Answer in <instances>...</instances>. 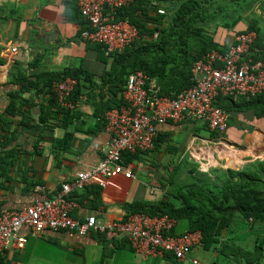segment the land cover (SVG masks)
Masks as SVG:
<instances>
[{"label":"crops","instance_id":"crops-1","mask_svg":"<svg viewBox=\"0 0 264 264\" xmlns=\"http://www.w3.org/2000/svg\"><path fill=\"white\" fill-rule=\"evenodd\" d=\"M66 1L0 0V207L3 208L19 209L36 198H51L62 183L71 180L77 172L97 166L108 148L105 113L99 114L97 103L102 104L109 97L111 82L106 73L110 71L111 60L105 61L99 55L98 43L81 38V22L67 17ZM70 1L78 8L76 0ZM33 39L36 41L32 42ZM215 39L220 41L217 36ZM65 67H84L94 74L88 80H80L71 116L48 110L50 118L42 121V107L52 106L48 101L50 95L37 93L34 88L22 91V98H16L14 114L9 111L10 94L22 86L14 80L13 73L22 70L34 78L39 70L55 71ZM255 119L257 123L248 132L238 134L231 129L229 135L222 133L219 139L223 145L216 152L213 148L203 151L205 147L195 144L194 137L189 157H196L198 161L217 158L214 164L236 169L257 159L264 160V117ZM181 126L164 124L159 129L170 133L172 139L173 130ZM229 128L230 125L227 130ZM68 132L71 137L65 141ZM221 158L226 159L224 164ZM91 186L103 187L101 198H95L87 187L73 192L72 196L79 203L72 212L74 216L85 218L95 214L100 220L112 222L124 218L126 212L122 205L125 202L162 196L159 187L150 185L148 179L140 181L137 173L132 177L125 172L108 178L97 176L88 187ZM177 225L178 231L186 230L184 222ZM23 233L28 237L27 244L23 249L5 253L9 264H23L19 253L27 250L34 237L41 238V247L48 249L42 257L53 264H86V257L98 256L99 250L100 262L119 250L136 252L130 245L122 246V239L127 242V237L122 235L110 238H115L113 241L120 246L109 241L108 256H103V241L98 232L80 235L70 230L46 229L41 235H33L28 230ZM62 246L65 254L59 251ZM160 258L165 259H155ZM167 262L164 264H173Z\"/></svg>","mask_w":264,"mask_h":264},{"label":"trees","instance_id":"trees-1","mask_svg":"<svg viewBox=\"0 0 264 264\" xmlns=\"http://www.w3.org/2000/svg\"><path fill=\"white\" fill-rule=\"evenodd\" d=\"M257 1L259 0H253L248 6H243L241 0H133L122 8L120 14L138 26L139 38L123 51L111 56H107L103 46L97 44L99 55L105 61L111 60L110 71L106 73L111 82L109 97L102 104L97 103L99 114L103 116L102 111L106 114L107 110L119 107L125 102L123 91L129 74L135 70H142L155 78L163 95L175 97L192 85L191 68L194 61L212 49L228 47L224 45L223 40H216L211 32H215L219 23L225 29L232 30L245 16L248 20L246 28L235 31L234 35L241 31L255 30L257 39L250 54L255 59L264 60V24L261 23L264 17V0L261 1L262 8L260 7L262 13H248ZM66 6L67 17L80 21L83 30L87 29L88 22L81 12L77 11L79 7L70 0L66 1ZM160 8L165 10L164 13L158 11ZM258 15L261 19L256 18ZM81 38L83 39L82 32ZM12 75L22 86L20 90L10 94L9 111L14 114L13 107H17V99L22 98V91L34 88L37 93L50 95L48 101L52 106L42 107V121L50 118L48 110L65 112L71 116V108L62 105L54 91L56 82L69 76L78 80L77 86L69 96V100L75 102L76 88L80 80H88L94 76L84 67L39 70L34 74V78L27 76L22 70ZM216 104L229 112L228 126L232 118L231 112L234 110L252 111L256 118L264 117V91L255 95L219 97ZM200 130L207 131L210 139H217L222 135L219 131H211L207 124L194 126L192 129L194 132ZM66 135L64 140L68 141L71 133ZM170 138V133L159 131L154 140V148L134 153L124 152L125 164L134 163L141 160L143 154L159 150L161 143ZM173 148L174 151L177 150V147L172 146L171 149ZM183 153L184 158L174 165L169 179L160 181L162 196L154 200L135 199L125 202L122 205L126 212L124 218L138 212L152 216L169 214L176 218L178 223H185V231L200 230L204 249H215L232 264H262L264 240L257 239L252 247H246L233 237L231 227L237 216L252 227L258 223L264 226V160L248 162L239 169L216 166L209 171H202L200 164L191 159L185 149ZM86 189L95 198H101L102 186ZM185 231H178L177 225L171 233ZM99 234L103 241V256H108L107 243L115 238L111 240L106 234ZM126 239L127 242L125 239L121 240L122 246H132L128 238ZM113 243L119 245L115 241ZM164 258L173 264H182L173 255L166 254ZM0 264H9L3 252H0Z\"/></svg>","mask_w":264,"mask_h":264},{"label":"built area","instance_id":"built-area-1","mask_svg":"<svg viewBox=\"0 0 264 264\" xmlns=\"http://www.w3.org/2000/svg\"><path fill=\"white\" fill-rule=\"evenodd\" d=\"M76 1L88 22L83 39L101 44L107 56L123 51L139 38L138 26L120 14L133 0ZM256 39L255 30L241 31L227 48L206 52L192 65V85L175 97L161 94L157 80L142 70L131 72L123 91L125 102L105 114L109 140L104 158L94 168L79 171L63 182L51 198H36L19 209L0 207V252L25 248L28 237L23 230L33 235H41L46 229L70 230L80 235L98 232L109 238L126 236L143 259L170 254L182 264H199L194 251L203 245L200 230L171 233L178 221L169 214L138 212L112 222L95 214L79 218L72 213L79 206L72 193L93 184L97 176L108 178L117 172L134 176L130 170L133 163L125 164L124 152L154 148L159 127L164 124L202 123L211 131L224 133L230 114L216 104L217 99L264 91V60L250 54ZM77 84L71 76L54 84L62 105L74 107L69 96Z\"/></svg>","mask_w":264,"mask_h":264},{"label":"rangeland","instance_id":"rangeland-1","mask_svg":"<svg viewBox=\"0 0 264 264\" xmlns=\"http://www.w3.org/2000/svg\"><path fill=\"white\" fill-rule=\"evenodd\" d=\"M253 0H241V4L243 6H248L252 3ZM262 0L257 1L254 4V7L252 10L248 11V13H251L253 15L254 12L256 13H262ZM261 7V8H260ZM247 13V14H248ZM256 18L261 19L258 16ZM264 20V17H263ZM261 21L262 24H264V21ZM248 24V20L244 18L239 22L234 29H225L220 23L218 27L216 28L214 33V36H217L220 41H224V45H229L233 42L234 32L237 30H241L242 28H246ZM36 40L33 39L32 42H35ZM226 41V42H225ZM77 65H79V62H77ZM231 121H230V128L229 130L225 131L223 134L224 136L229 135L230 130L232 129L234 132L239 133H245L251 130L252 125L257 123L258 119H255V115L252 111H237L234 110L231 112ZM244 117H253L250 119H244ZM194 126H199L198 123H183L181 127H178L174 129V133L172 135V139H168L166 141H163L161 143V146H159V150H155L152 152H148L147 154L142 155L141 160H137L132 164V167H130V170L133 171V174L135 176V173L138 174V179L142 182L145 181V179H148V183L150 185H154L155 187L160 186V181H167L172 173L174 165H177L176 163L184 158L183 156V149L186 150L188 155L193 150V145L191 144L193 141V138L195 137L196 140H194V143L198 146H204V150L207 149H214V151H219V146L223 145L221 144V136H219L218 139H210L208 137V132L205 130H200L199 132H194L192 129ZM226 133V134H225ZM206 137V138H205ZM188 143L189 148H188ZM177 147V150L174 151V148L171 149V147ZM209 147V148H207ZM215 157V156H214ZM216 158V157H215ZM194 160H197V162L200 164V168L202 171H209V169L216 167V166H222V165H216L214 163L216 162V159L212 161L211 158L201 159L198 161L196 157L192 158ZM221 164L225 163L224 158ZM223 167V166H222ZM225 166L224 168H226ZM179 166L175 168L178 170ZM138 183H141L137 181ZM160 188V193L163 192V190ZM177 203V202H176ZM231 230L233 231L232 235L233 237H236V240L239 243H242L246 247H252L254 245V242L259 239V241L264 240V226H262L260 223L255 224L253 227L250 223L243 220L240 216H237L235 218V222L233 223ZM47 248L44 246L41 247V238H32L28 244V248L25 252L20 251V257L23 260V264H53L51 260L43 258L44 253L47 252ZM61 251V254H65L64 246L59 249ZM120 251V250H119ZM117 251L114 253L112 257H106L104 258V261L100 262V256L102 253H97L98 256H87L86 257V264H151L155 261V264H164L168 263L165 259H155V257L149 258V259H143V257L133 252L132 250L125 249L122 251ZM194 255L199 259V264H232V262H229L226 257L220 255L215 249H204L203 247H199L197 250L194 251ZM102 258V257H101ZM189 264V263H188ZM234 264H237L234 262ZM262 264H264V258L262 260Z\"/></svg>","mask_w":264,"mask_h":264}]
</instances>
